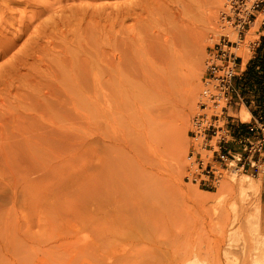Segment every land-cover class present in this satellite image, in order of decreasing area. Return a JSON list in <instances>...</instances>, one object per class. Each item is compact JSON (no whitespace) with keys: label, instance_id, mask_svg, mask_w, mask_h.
Listing matches in <instances>:
<instances>
[{"label":"rangeland","instance_id":"obj_1","mask_svg":"<svg viewBox=\"0 0 264 264\" xmlns=\"http://www.w3.org/2000/svg\"><path fill=\"white\" fill-rule=\"evenodd\" d=\"M223 4L0 0V264L264 261L263 177L183 180Z\"/></svg>","mask_w":264,"mask_h":264},{"label":"built area","instance_id":"obj_2","mask_svg":"<svg viewBox=\"0 0 264 264\" xmlns=\"http://www.w3.org/2000/svg\"><path fill=\"white\" fill-rule=\"evenodd\" d=\"M218 19L227 32L205 53L183 180L212 190L235 171L261 175L264 185V0H224Z\"/></svg>","mask_w":264,"mask_h":264},{"label":"bare ground","instance_id":"obj_3","mask_svg":"<svg viewBox=\"0 0 264 264\" xmlns=\"http://www.w3.org/2000/svg\"><path fill=\"white\" fill-rule=\"evenodd\" d=\"M166 6V5H165ZM202 6H203V4H202ZM169 8V7H168ZM171 9V8H170ZM5 13V12H4ZM4 16V15H3ZM54 17V16H53ZM49 18V17H48ZM178 21V20H177ZM171 27V26H170ZM40 29V28H39ZM167 30V29H166ZM39 31H41V30H39ZM0 34H1V32H0ZM166 35H167V32H166ZM155 36V35H154ZM156 36H158V35H156ZM168 36V35H167ZM167 36H166V38L165 39H167ZM230 36H233L232 34H230ZM2 37H3V35H2ZM171 37V36H170ZM170 37L168 36V39H170ZM176 37V36H175ZM155 38V37H154ZM158 38V37H157ZM164 38V37H163ZM173 38V37H172ZM164 39V40H165ZM171 40V39H170ZM158 41V40H157ZM2 42V41H1ZM32 42V41H31ZM168 42H169V40H168ZM167 41L166 42H164V41H162V43H163V45H164V43H165V45H168V44H166V43H168ZM174 42V41H173ZM162 46V45H161ZM10 47H12V46H10ZM168 48V47H167ZM164 49V48H163ZM166 50V49H165ZM158 53V52H157ZM156 53V54H157ZM165 53H167V52H165ZM170 53V52H169ZM154 54V53H153ZM155 54V55H156ZM159 54V53H158ZM157 54V55H158ZM156 55V56H157ZM164 55V54H163ZM170 55V54H169ZM171 55H172V53H171ZM170 55V56H171ZM160 57V56H159ZM156 58V57H155ZM170 58V57H169ZM163 59V58H162ZM166 59V58H165ZM175 61V60H174ZM153 62H154V59H153ZM157 61H156V59H155V63H156ZM164 62V61H163ZM165 66H167V65H165ZM170 66V65H169ZM168 66V67H169ZM155 67V66H154ZM245 111H246V109H245ZM241 113V112H240ZM240 113H239V115H240ZM246 113L248 114V116H249V112L248 111H246ZM246 114V115H247ZM241 116V115H240ZM247 116V117H248ZM242 117V116H241ZM247 117H244L243 119H245V118H247ZM237 175V174H236ZM230 181H231V183H230V186L232 187V186H235V187H237L238 189H239V191L241 192V198L244 200L245 198L247 199V197H253L254 195H256V194H258L259 193V185H258V182H256V181H254L251 177H249L248 175H240V176H235V175H232L231 176V178H230ZM238 191V192H239ZM255 197V196H254ZM249 200H250V198H249ZM248 203V202H247ZM259 205V204H258ZM253 206H254V204H253ZM252 206V207H253ZM252 209V208H251ZM247 215V214H246ZM259 215H261L260 214V212H259V209H258V206H255V209H254V212L252 211L251 212V214L250 215H248V217H246L247 219H248V222H249V224H252L253 222H252V218H257V222L256 223H253V224H255L253 227H256V226H258V225H260L263 221H262V218H261V216H260V218H261V220L260 221H262L261 223H259L258 224V216ZM220 216V215H219ZM218 216V217H219ZM216 217V216H215ZM217 219V218H216ZM248 224V225H249ZM247 225V226H248ZM251 226V225H250ZM261 226V225H260ZM263 226V225H262ZM260 229V228H259ZM258 229V232L260 231L261 232V230H259ZM252 230V229H251ZM260 232H259V234L258 235H260ZM252 234H253V232H252ZM253 237H256L254 234H253ZM256 238H258V236L256 237ZM261 240V239H260ZM263 245H264V238H262V242H261ZM264 247V246H263ZM196 249V248H195ZM194 249V250H195ZM204 250H206V249H204ZM205 252V251H204ZM197 253V254H196ZM190 256H195V255H199V253L198 252H195V251H192L191 250V252H190ZM205 254H206V252H205ZM189 255V254H188ZM200 256V255H199ZM199 256H198V258H199ZM253 259H255V258H253ZM264 259V258H263ZM254 261V260H253ZM261 262V264L264 262V261H260L259 260V263ZM255 263H258V261L256 262V260H255ZM254 264V263H253Z\"/></svg>","mask_w":264,"mask_h":264}]
</instances>
